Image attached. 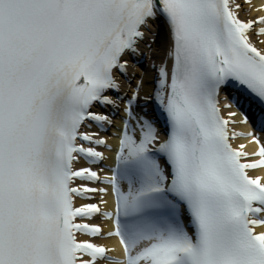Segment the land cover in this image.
Returning a JSON list of instances; mask_svg holds the SVG:
<instances>
[{
    "label": "snow or ice",
    "instance_id": "6c2138e0",
    "mask_svg": "<svg viewBox=\"0 0 264 264\" xmlns=\"http://www.w3.org/2000/svg\"><path fill=\"white\" fill-rule=\"evenodd\" d=\"M241 10L0 0V264H264V15Z\"/></svg>",
    "mask_w": 264,
    "mask_h": 264
},
{
    "label": "bare ground",
    "instance_id": "6f19581e",
    "mask_svg": "<svg viewBox=\"0 0 264 264\" xmlns=\"http://www.w3.org/2000/svg\"><path fill=\"white\" fill-rule=\"evenodd\" d=\"M237 3H240L242 6V10L240 11L239 15L240 18L243 20H247V19H255L256 17H258L259 15H264V12L262 11H257L258 8H260L261 5H264V1H259V0H251V3H245V0H236ZM259 39H264V37H260L257 38L255 35L252 36V40L254 43L257 44L258 47L264 48V45H261L258 43ZM147 63V61H146ZM147 66V64L145 65V67ZM137 72L142 71V69L137 68L136 69ZM224 98V97H223ZM225 103L221 104V107L223 108ZM229 111H236L235 109L231 108V109H224L222 110V115L226 118V119H231L228 117V112ZM234 119H236L237 121H239L241 119L240 115L238 114ZM229 131L230 134L232 131L235 132H239V133H246L249 131L248 126L247 125H243L240 123H236L234 125L229 126ZM113 143H115V141H112ZM232 145L234 148H238L240 144H245L247 145V147L244 149V151L248 152L250 155L253 151L256 150V145L249 143V139L248 140H242V139H234L231 141ZM252 177L255 176H262L264 177V170L262 171H257V172H253L251 173ZM103 243L107 244L109 247H112L115 249L114 252L109 253V255L116 257V258H122L121 255V251L119 246L117 245V242L114 238L109 239V240H105L103 241Z\"/></svg>",
    "mask_w": 264,
    "mask_h": 264
}]
</instances>
